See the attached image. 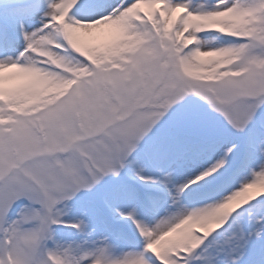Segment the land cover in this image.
<instances>
[{
    "label": "rangeland",
    "instance_id": "374dc122",
    "mask_svg": "<svg viewBox=\"0 0 264 264\" xmlns=\"http://www.w3.org/2000/svg\"><path fill=\"white\" fill-rule=\"evenodd\" d=\"M22 1L17 4L14 0H0V15L17 5L26 13L31 6L26 8L25 3L42 6L46 0ZM154 1L157 0H116L108 4L106 15L111 8L133 7L123 13L126 18L117 19L124 27L123 33L108 43L95 35L82 38L85 43L79 44L88 31L84 25L94 21L89 14L79 17L75 13L77 26L80 25L77 34L81 37L74 36L75 29H68L66 10H77L78 0H65L59 9L48 8L45 13L32 16L33 25L14 50L16 53L25 44H32L21 60H30L38 68L39 79L32 71L24 79L0 82V158L11 156L8 142L18 149L22 147L25 157H32L0 183V264H104L112 244L122 241L113 239L107 227L124 226L122 218L136 217L125 207L127 194L137 190L132 182L139 173L131 170L141 169L136 158L149 175L146 179L156 170L160 172L166 161L171 168H178L181 160L190 164L176 192L167 175L157 180L163 190L153 187V208L164 202L158 195H167V204L182 200L181 193L187 187L194 188L202 179H217L241 163L245 167L240 177L235 174L227 184L210 193L228 186L242 190L250 183V176L258 178L261 173L263 168L258 166L264 165V0H171L175 7L184 6L189 13L188 17L179 16L183 20L178 29L167 23V17L175 15L173 10L167 9L165 17L155 7L146 12L147 5L152 7ZM81 8L80 12L89 10L88 6ZM6 26L10 30L8 23ZM42 26L44 32L39 33ZM179 30L185 36L178 35ZM47 31L49 36L46 34L45 41L39 44L38 36ZM200 39L204 44L194 51V43ZM68 47L70 51L65 49ZM206 48L218 51L207 54ZM21 52L22 49L19 58L24 54ZM3 61L0 56V63ZM18 61L13 55L9 66ZM20 71L27 74L24 69ZM209 84L217 92L215 100L195 101L196 106L206 108L190 105L186 111L189 96L196 89L204 91ZM193 94L201 100L209 99L208 94ZM42 106L51 109L43 115L36 114ZM179 114L189 120L178 122ZM20 115H38L37 121L45 127L37 126L44 136L47 130L48 140L36 144L30 125L25 133L16 136L24 120L16 126L4 125ZM3 131L10 133L9 137ZM252 132L260 138L248 144ZM158 145L172 152L159 149L158 160L149 159V152L158 149ZM68 147L66 153L57 152ZM174 148L178 149L176 154ZM247 149L251 163L245 164L241 158ZM54 170L56 174L53 172L48 178L46 175ZM177 173H173L175 182L180 179ZM4 175L1 172L0 178ZM55 176L60 177L57 184ZM41 182L56 185L58 191L56 196L48 195L49 208L43 204L38 210L33 201H42L35 189ZM26 191L34 194L30 205L19 200ZM12 197L15 202L5 212ZM263 197L250 207L238 206L231 223L207 237L199 249L184 258L183 264H208L206 253L210 264L264 263ZM144 212V223L153 232L150 241L158 234L177 235L185 228L180 227L181 220L189 217L188 212H182L170 217L162 228H154L147 224L153 213L146 209ZM245 218L252 229L255 223L259 226L260 234L244 232ZM120 236L132 240L128 235ZM178 247L174 250L178 252L170 253L171 258L176 259L173 254L183 250Z\"/></svg>",
    "mask_w": 264,
    "mask_h": 264
},
{
    "label": "bare ground",
    "instance_id": "6f19581e",
    "mask_svg": "<svg viewBox=\"0 0 264 264\" xmlns=\"http://www.w3.org/2000/svg\"><path fill=\"white\" fill-rule=\"evenodd\" d=\"M17 2V4H20L23 2L22 0H14ZM25 1V0H24ZM65 0H46L45 2L42 3V6H39L40 3L37 6L31 7L29 10H26V13L23 12L22 10H19L17 7L13 8L11 11V8H6L0 15V55H4V60L3 63L6 62L5 67L1 68L0 70V82H7L9 79H24L30 74L32 71H35L34 77L37 78V67H35L30 60L28 62L21 66V68H18L19 66H16L14 64L9 66V61L11 60L12 56H15V50L16 47L22 42V40L25 38V34L27 32V29L30 28L33 25V20L32 16H35L36 13H45L46 9H59L62 7V3H64ZM78 0V7L77 10L72 9H67V24H68V29L69 30H76V34L74 36H82L77 34V31L80 27L77 26L79 23L77 22L75 18V13L78 14L79 17H84L86 15H90V19H94L90 24H85L84 26L88 28V31L86 32L85 36L83 35L81 39L78 41L79 44L84 45V40H87L91 37L99 36L103 37L102 40H104L106 43L108 42H113V40L118 37V34L120 32L123 33V26L121 24L117 23V19L120 16H124L123 13L125 12H130V9L133 7H125L123 6L120 11H117L112 17L105 15V8L107 9L108 4L110 3H115L116 0H93L92 2L89 3L88 0ZM121 0H118V2ZM127 1V0H126ZM138 0H134L133 3H137ZM173 3V1H170V5ZM173 5H175L173 3ZM173 5H171V8H173ZM197 6L199 4H196ZM15 6V5H14ZM75 6V5H74ZM88 6L89 10H83L82 12L79 11V9H82L81 7ZM67 8V7H66ZM146 12L150 11V7H146ZM167 10L163 9V14H166ZM121 12V13H120ZM180 12V10H176L175 15L172 17H167V23L172 26L176 27L177 29L178 24L182 22L183 18H177V14ZM191 16L188 18L190 19ZM193 20V19H192ZM195 20V19H194ZM77 22V23H76ZM8 23L9 26H11L12 30L10 35H7V29L5 28V24ZM74 27V28H73ZM50 29V28H49ZM92 30V32H89ZM48 34L49 36V31H47L43 35L38 36V43L42 44L45 41V35ZM53 33H50L52 35ZM109 34V35H108ZM110 36V38L105 39V37ZM178 35H183L185 36L184 32L179 30ZM87 38V39H86ZM93 39V38H92ZM100 40V39H99ZM202 42V43H201ZM204 44V41L200 39L199 43H194V51L198 50V48L202 47L200 45ZM207 54L209 53H215L218 51L217 48H206L204 49ZM28 57V56H27ZM20 69H24L27 74L22 73ZM23 71V72H24ZM40 76V75H39ZM6 78L3 80V78ZM41 77V76H40ZM42 78V77H41ZM39 78H37L38 80ZM259 137V135H256L255 133L252 132L250 134L249 138L247 139V143L249 142L250 144H253L256 142V140ZM178 143L176 144V146ZM161 150L163 153H169L172 152L171 149H161L160 146L158 145V149H152L148 155L149 159L150 157H153V159L158 160V155L156 153L158 150ZM178 149L174 148V154ZM248 159H250V154L246 153L242 162L247 163ZM199 162L201 159H197ZM135 163L140 165L141 169H136L131 167V170L139 173L137 174L138 177L136 179L137 185H138V190L144 189V194L137 195L135 192H129L126 197V203L125 207L127 210H131L132 213L136 216H132L130 220H127V229L126 233H134L135 236H141L149 230L145 224L143 219V215L146 213L142 208H140L139 205V199L143 200L144 196H148L147 190L148 188L156 187L159 188V190H163L162 186L157 183V180L161 179L162 176H168L170 177L171 184L173 186V189L176 192V189L178 188L179 181L181 180V177L186 175L188 173V170L190 168V164L184 160H181L179 162V167L178 168H171V163L166 161L162 165V169H160V172L158 171V174H154L153 176H150V178L146 179V171L142 168V163L136 158L134 159ZM262 164V163H261ZM171 165V166H170ZM259 168H263L261 170V173L259 174L258 178H251L250 176V183H247L246 189L243 190H235L232 189L229 193H227L222 199L213 201L209 204H202L199 205L195 208H191L186 203L181 200L180 198L178 201H173L170 204H167L169 206L165 211H163L159 217L153 221L152 227L154 228H162L164 223H166L170 217L179 215L182 212H188V216L190 217L184 224L185 228L182 229L180 232H178L177 235L174 236H169L165 239H163L160 244L157 246L155 249L157 256L161 259V261H165L169 264H181L177 259H173L170 257V253L178 248H183L185 252H188L187 255L192 253L195 248H198L199 246V241L198 239L191 231L193 227H196L200 232L210 235L214 231L220 230L225 227V221L227 220L228 213L237 210V207L240 206L246 199L251 200V202H257L261 200V197L264 195V165H259ZM141 170V171H140ZM178 174V178H180L178 181L175 182V177H173V173ZM240 170H236L232 174H228L226 176H218V178H206L199 180L196 182V186L193 188V186H190L187 190L189 189H194L197 194H204L206 192L207 188L213 187L218 184L216 188H219L220 186L227 184L230 180H232L235 177V174L239 173ZM219 180V182H217ZM154 185V186H153ZM159 185V187H158ZM180 189V187L178 188ZM246 197V198H245ZM124 204V203H123ZM164 208V209H165ZM190 211V212H189ZM257 217V214H255ZM191 224V225H190ZM190 226V228H188ZM228 226V224H227ZM179 231V229L177 230ZM252 231L255 232L256 235L260 234L259 226L255 223V226L253 227ZM177 245V246H176ZM127 247L122 244L121 242H115L112 244V248L110 252L108 253V258L107 261L104 264H146L143 262L140 252L142 245L139 248H129L126 249ZM178 252V251H174ZM208 264L211 262L209 261V255L206 253ZM186 255L183 257L185 258ZM123 260V262H122ZM254 264V263H251ZM256 264H264L261 262H258Z\"/></svg>",
    "mask_w": 264,
    "mask_h": 264
}]
</instances>
